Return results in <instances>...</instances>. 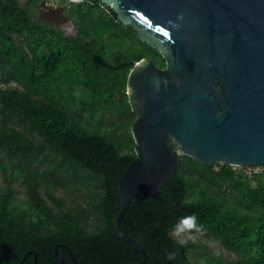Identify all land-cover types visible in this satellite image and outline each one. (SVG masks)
<instances>
[{
  "label": "trees",
  "instance_id": "16d2710c",
  "mask_svg": "<svg viewBox=\"0 0 264 264\" xmlns=\"http://www.w3.org/2000/svg\"><path fill=\"white\" fill-rule=\"evenodd\" d=\"M40 1L0 0V264H61L57 245L64 264H75L70 253L77 264L138 263L141 250L116 229L119 180L137 158L127 78L137 61L165 59L96 0H59L70 37L37 17ZM189 216L192 232L235 256L170 238ZM121 228L143 244L145 264H264V175L181 154L159 195L131 201Z\"/></svg>",
  "mask_w": 264,
  "mask_h": 264
},
{
  "label": "water",
  "instance_id": "95a60500",
  "mask_svg": "<svg viewBox=\"0 0 264 264\" xmlns=\"http://www.w3.org/2000/svg\"><path fill=\"white\" fill-rule=\"evenodd\" d=\"M97 2L166 62L145 57L127 78L137 158L119 180L116 229L141 250L135 264H145V247L122 230L121 220L132 200L162 192L181 154L206 163H264V0ZM52 16L71 24L62 7ZM55 252L64 264L58 245Z\"/></svg>",
  "mask_w": 264,
  "mask_h": 264
},
{
  "label": "flooded vegetation",
  "instance_id": "af4514ba",
  "mask_svg": "<svg viewBox=\"0 0 264 264\" xmlns=\"http://www.w3.org/2000/svg\"><path fill=\"white\" fill-rule=\"evenodd\" d=\"M92 4H94L95 0H88ZM97 1V0H96ZM20 7H29L31 5V0H19ZM62 7L63 14L65 17L70 19V25H66V23L61 22L57 24L55 22L56 18L52 16L53 13H55L57 10H59ZM37 17L44 21L49 23L50 25L58 26L60 27L67 36H75L77 35V29L76 26L72 20L71 17L65 12V9L62 6V3L59 2V0H42L37 5ZM15 35V34H14Z\"/></svg>",
  "mask_w": 264,
  "mask_h": 264
},
{
  "label": "rangeland",
  "instance_id": "374dc122",
  "mask_svg": "<svg viewBox=\"0 0 264 264\" xmlns=\"http://www.w3.org/2000/svg\"><path fill=\"white\" fill-rule=\"evenodd\" d=\"M16 187L18 189V195L23 196L22 185L18 183L16 184ZM184 239L201 244L205 249L200 251L206 250L214 256H223L226 258H232L235 256L233 252L226 250L217 239L213 237L203 236L199 232L189 231L185 234Z\"/></svg>",
  "mask_w": 264,
  "mask_h": 264
},
{
  "label": "clouds",
  "instance_id": "9594fccd",
  "mask_svg": "<svg viewBox=\"0 0 264 264\" xmlns=\"http://www.w3.org/2000/svg\"><path fill=\"white\" fill-rule=\"evenodd\" d=\"M180 19H183V16H181ZM196 227L197 224L195 216L182 217L176 222L175 225L172 226L169 232V237L181 245L186 244L187 240L184 239L185 234ZM174 258V253H168L169 260H173Z\"/></svg>",
  "mask_w": 264,
  "mask_h": 264
},
{
  "label": "built area",
  "instance_id": "2783aa9c",
  "mask_svg": "<svg viewBox=\"0 0 264 264\" xmlns=\"http://www.w3.org/2000/svg\"><path fill=\"white\" fill-rule=\"evenodd\" d=\"M232 166L233 168L245 167V174L247 175H252V174L264 175V163L257 165H247V166H241V165H232Z\"/></svg>",
  "mask_w": 264,
  "mask_h": 264
}]
</instances>
